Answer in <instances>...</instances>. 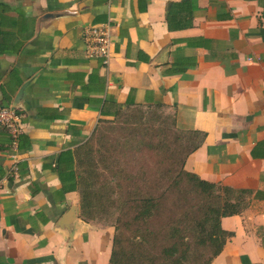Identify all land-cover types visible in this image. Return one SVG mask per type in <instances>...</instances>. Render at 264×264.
Listing matches in <instances>:
<instances>
[{"label":"crops","instance_id":"obj_1","mask_svg":"<svg viewBox=\"0 0 264 264\" xmlns=\"http://www.w3.org/2000/svg\"><path fill=\"white\" fill-rule=\"evenodd\" d=\"M107 21L104 64L84 29ZM134 104L206 134L186 170L252 192L210 264H264V0H0V264H109L75 150Z\"/></svg>","mask_w":264,"mask_h":264},{"label":"trees","instance_id":"obj_2","mask_svg":"<svg viewBox=\"0 0 264 264\" xmlns=\"http://www.w3.org/2000/svg\"><path fill=\"white\" fill-rule=\"evenodd\" d=\"M144 107L160 111L159 130L164 137L154 149L166 152L175 161L165 170L164 180L156 183L159 194L145 191L138 184H131L133 188L128 184L127 188L121 179L128 182L131 175L125 170L115 171L110 177L102 175L105 178L97 183L87 163L93 160L97 150L95 138L103 135L102 129L116 119L122 126L135 122L138 125L136 118L142 115L137 112ZM130 117H135L134 121ZM167 121L178 132L175 140L169 138ZM205 135L200 130L179 128L176 118L164 110L163 104H134L118 110L113 119L100 120L91 136L75 150L81 216L87 221L94 220L110 204L116 207L109 264H210L222 251L232 232L222 228L221 218L246 209L252 192L208 181L185 169L187 157L202 144ZM144 144V140L136 144L131 142L128 150L140 152ZM115 185L120 192H116ZM170 198L172 207H168ZM165 213H169L170 220L160 224L156 218ZM188 235L194 241L190 243L197 246L196 252L189 249V241L185 240L189 239Z\"/></svg>","mask_w":264,"mask_h":264},{"label":"rangeland","instance_id":"obj_3","mask_svg":"<svg viewBox=\"0 0 264 264\" xmlns=\"http://www.w3.org/2000/svg\"><path fill=\"white\" fill-rule=\"evenodd\" d=\"M136 120L137 123H132V125L125 124L124 126L118 123V120L113 123L106 125L105 129H102L104 132L103 135L97 136L95 138V146L97 148L96 153L94 154L93 160H89L87 163L91 166L90 170L94 177V180L97 183L105 177L102 175L111 176L118 173L120 170H125L131 176L130 181L126 182L124 179H121L124 185L128 187V184L133 188V185L138 184L141 188L150 191H155L159 194V190L155 188L156 183L162 178L165 170L168 167L174 165V159L164 151H158L154 149L155 146H160L162 138L164 137L163 132L160 129V111L155 108L144 107L140 110ZM134 121L135 117H130ZM168 122V121H167ZM122 124V123H121ZM168 135L170 140H175L177 131H175L171 122H168ZM145 142L144 148L142 151H130L128 150L131 146V142L136 144L138 141ZM172 147H177V145L172 144ZM107 164L104 165V164ZM88 170V169H87ZM160 171L162 174L160 175ZM125 174V173H124ZM144 183H149L145 185ZM118 184V182H116ZM116 186V192H120V189ZM131 189V188H130ZM112 202V200H111ZM171 202L173 200L170 198L168 201V207H172ZM113 203V202H112ZM191 203V202H190ZM193 205V203H191ZM111 207V208H110ZM116 207L113 203V206L110 204L109 207L105 208V212L100 215L97 219H92L93 223L100 225L102 228L107 231H111L112 236H114L115 227L113 222L115 220L114 211ZM170 220L169 213H165L156 218V221L162 224L164 221ZM191 222V219H189ZM157 222H154L155 225H159ZM189 239V249L191 252L197 251V246L190 235ZM197 240V237L195 238ZM188 245L187 243H185Z\"/></svg>","mask_w":264,"mask_h":264},{"label":"built area","instance_id":"obj_4","mask_svg":"<svg viewBox=\"0 0 264 264\" xmlns=\"http://www.w3.org/2000/svg\"><path fill=\"white\" fill-rule=\"evenodd\" d=\"M112 24L110 21L89 25L84 29V40L87 53L91 57H100L104 64H108L114 55V41ZM16 116L13 109L0 106V123L12 125L11 121ZM17 173V165L13 166Z\"/></svg>","mask_w":264,"mask_h":264}]
</instances>
